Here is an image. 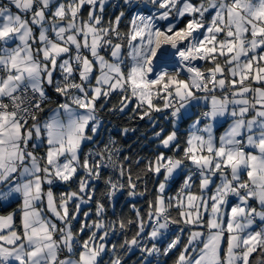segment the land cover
Returning <instances> with one entry per match:
<instances>
[{"label": "snow or ice", "instance_id": "1", "mask_svg": "<svg viewBox=\"0 0 264 264\" xmlns=\"http://www.w3.org/2000/svg\"><path fill=\"white\" fill-rule=\"evenodd\" d=\"M0 210V264H264V0H0Z\"/></svg>", "mask_w": 264, "mask_h": 264}, {"label": "trees", "instance_id": "2", "mask_svg": "<svg viewBox=\"0 0 264 264\" xmlns=\"http://www.w3.org/2000/svg\"><path fill=\"white\" fill-rule=\"evenodd\" d=\"M108 120H111L110 124H112V126L114 127L113 133L119 136L121 144L125 147L128 153L139 155L142 157L152 155L154 144L149 141L148 136L152 133L153 126L149 124L147 118L143 120L139 118L131 119L128 114H116L108 116ZM161 123H163L166 128L170 127V125L164 122L162 117ZM123 128H127L128 131L126 134L121 135L119 133V130ZM131 203L132 201L129 200V197L122 192L117 201V208L123 207L126 211H128L129 205ZM135 203H137V205L142 208L146 207L145 201L142 199H139Z\"/></svg>", "mask_w": 264, "mask_h": 264}, {"label": "rangeland", "instance_id": "3", "mask_svg": "<svg viewBox=\"0 0 264 264\" xmlns=\"http://www.w3.org/2000/svg\"><path fill=\"white\" fill-rule=\"evenodd\" d=\"M187 125L186 124H182L181 125V128H185ZM226 126V125H225ZM220 131H223V128L220 129ZM149 138V141L152 142V144H155V140L153 139V136H152V133L148 136ZM129 200H131L132 202H137L139 200V198H132V197H129ZM10 210V209H9ZM84 211H87L88 210V207L85 206L83 208ZM132 259H135V257L133 256Z\"/></svg>", "mask_w": 264, "mask_h": 264}, {"label": "built area", "instance_id": "4", "mask_svg": "<svg viewBox=\"0 0 264 264\" xmlns=\"http://www.w3.org/2000/svg\"><path fill=\"white\" fill-rule=\"evenodd\" d=\"M106 119L108 120V116H107V115H106ZM107 127L110 128V129H112V130L114 131V127L112 126V124L107 125ZM113 134H114V133H113ZM114 135H115V134H114ZM121 194H122V192L117 193L116 203H117L119 197L121 196Z\"/></svg>", "mask_w": 264, "mask_h": 264}, {"label": "clouds", "instance_id": "5", "mask_svg": "<svg viewBox=\"0 0 264 264\" xmlns=\"http://www.w3.org/2000/svg\"><path fill=\"white\" fill-rule=\"evenodd\" d=\"M116 206H117V203H116Z\"/></svg>", "mask_w": 264, "mask_h": 264}]
</instances>
